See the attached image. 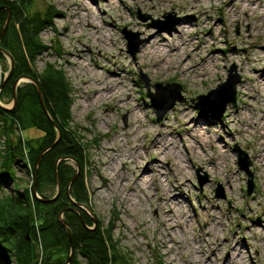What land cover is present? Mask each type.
<instances>
[{
    "label": "rangeland",
    "instance_id": "obj_1",
    "mask_svg": "<svg viewBox=\"0 0 264 264\" xmlns=\"http://www.w3.org/2000/svg\"><path fill=\"white\" fill-rule=\"evenodd\" d=\"M252 1L31 0V4L21 8L25 20L34 14L44 18L50 6L55 8L54 27H45L39 35L49 49L31 66L41 74L48 62L56 65L70 83L69 126L89 150V213L96 223L100 220L102 232L112 230L113 240L130 264H264V130L258 128L264 127V99H250L256 95L253 85L264 82V0L250 5ZM251 8L256 9L254 13ZM175 18L178 23L169 27ZM89 19L104 35L112 34L113 44L106 40L105 46H100L102 34L95 37L90 32ZM169 19L171 22L167 23ZM159 21L166 29L152 27ZM3 25L0 24V34ZM7 30L10 35L6 42L15 54L14 23ZM124 30L139 34L142 43L135 55L130 53ZM183 30L189 33L184 34ZM20 35L18 29L17 36ZM190 40L194 46L187 44ZM183 42L185 45L181 46ZM149 45L169 54V65L163 64V69L155 67V63L164 60H156L150 53L143 58L142 52ZM85 49L90 52L83 53ZM190 54L188 66L196 67L186 72L181 66ZM210 59L218 67L215 71L205 66ZM233 67L241 76L236 102L227 106L220 121L213 115L200 114L192 100L225 82ZM10 69L8 56L0 57V82H4ZM143 75L149 79L152 92L157 83L179 84L185 101L177 102L158 121ZM98 78L106 84L107 79L113 80L115 99L91 103L94 90L102 93ZM203 79L207 81L202 82ZM25 84L20 83V88ZM87 97L90 102H85ZM122 99L125 103L120 105ZM12 104V92L5 88L0 93V169L9 145L15 150L19 141L22 144L17 148L21 156L15 154L13 168L10 167L15 175H4L11 179L8 183L0 178V199L12 198L16 189H31V146L39 148L45 136L41 126L28 124L36 116L32 111L34 103H25L18 117L4 112L3 107L12 108ZM181 109L187 110L186 120L192 123L191 128L200 130L201 140L207 141L205 152L195 144L200 138L194 141L185 123L177 120ZM132 111H139L140 117L135 119ZM58 131L62 137L61 129ZM58 131L55 129L56 139ZM155 145L159 147L153 149ZM236 146L251 161L254 188L250 195L249 177L238 165ZM110 147L116 151H109ZM179 155L183 170L175 162ZM157 157L161 164L154 162ZM166 159L172 162L170 166ZM211 160L216 163L213 170ZM66 164L74 170L79 168L72 159ZM155 168L158 173H150ZM144 177L148 181L152 178L146 187L142 185ZM200 177L207 178L203 187ZM177 182L183 183L181 191L174 190ZM158 187L171 190L163 205H159ZM219 187L222 197H217ZM45 192L51 196L55 190L47 188ZM177 193L185 199L176 206L173 197ZM33 205L37 212V205ZM169 210L173 211L172 216ZM166 216L172 219L170 230L165 226ZM80 262L89 264L81 257ZM4 264L17 263L6 260Z\"/></svg>",
    "mask_w": 264,
    "mask_h": 264
},
{
    "label": "trees",
    "instance_id": "obj_2",
    "mask_svg": "<svg viewBox=\"0 0 264 264\" xmlns=\"http://www.w3.org/2000/svg\"><path fill=\"white\" fill-rule=\"evenodd\" d=\"M30 1L21 0L22 5H20L19 2L0 0V24L4 23L5 25L8 11L2 8L7 7L11 11L9 27H13L14 23L16 45L14 54L6 42L10 35L7 30L0 43L2 49L0 57L5 58V53H8L14 62V68L0 93L5 88L11 90L13 101L14 89L20 79L31 78L36 80L42 89L49 113L62 131V137L55 147L46 152L41 161L36 182L39 199L33 189L36 163L41 153L55 142L57 133L42 109L36 86L26 82H23L26 84L22 88L19 85L17 87L16 107L11 111L4 110V112L12 117H18V113L21 112L25 103H34L35 109L32 111L36 116L33 115L32 122H28V124L37 128L41 126L40 129L44 131L45 136L39 148L31 146L30 156H32L34 168V180L31 189H23L22 191L16 189L12 198L4 196L3 199H0V262L4 264L6 260H14L17 264H67L73 251L69 264H82L80 257L88 260L89 264H130L113 240L112 230L108 229L107 233L102 232L100 220L96 223L89 213V208L92 210L86 180L89 150L83 147L79 134L69 126V122L72 120L69 110L70 83L56 65L48 62L41 74L31 66V64H35L39 56L44 55L49 49L39 35L45 27H54L55 8L50 6L51 8L44 18L34 14L25 20L21 8ZM17 24L21 34L19 37L17 36ZM2 84L3 81L0 82V88ZM21 144L19 141L15 150L12 145H9L7 156L2 155L0 178L4 182L8 183L11 180L4 175L8 174L11 178L15 175L10 167L13 168L14 155L19 154L21 156L17 149L21 147ZM5 158L7 159L5 160ZM62 158L72 159L79 166L78 177L71 184L68 194V184L78 173V170L68 166L67 160H61L58 165L60 193L56 199L46 202L43 199H52L57 194L55 165ZM43 176L46 178L44 179ZM47 188L55 190V193L46 196L45 189ZM33 203L37 205V212L32 208ZM61 215L72 231V240L68 230L60 221ZM88 227H93V229ZM108 245H111L112 253L111 247Z\"/></svg>",
    "mask_w": 264,
    "mask_h": 264
},
{
    "label": "water",
    "instance_id": "obj_3",
    "mask_svg": "<svg viewBox=\"0 0 264 264\" xmlns=\"http://www.w3.org/2000/svg\"><path fill=\"white\" fill-rule=\"evenodd\" d=\"M2 9H7L8 14H7V19H6L5 25L2 29L1 34H0V42H1L2 38L4 37L8 27L10 25V22H11V11L7 7H4ZM172 16H173L172 14L169 15V18ZM140 18L142 20H146V17H144L142 15H140ZM178 21L179 20L175 18L173 23H170L168 26L169 27L175 26L178 23ZM162 24L163 23L159 21L157 23H154L152 27H155L157 29H164ZM123 34H124L126 40H128V42H129L128 47H129L130 53L132 55H135L140 48V44L142 43L138 39L139 34H135L133 32L127 31V30H124ZM0 51H2L1 48H0ZM5 55L8 56V58L11 61V69H10V72L8 73V75L6 76V78L2 84V87L6 84L8 78L12 74V71L14 68V62H13L11 56L8 53H5ZM229 72H230V74L228 76V79L225 82L219 84L217 88L209 91V93H207L205 95H200L196 99L192 100V102L195 103V106L199 110L200 114H202V115H207V114L213 115L216 120L220 121L225 115V111H226L227 106L236 102V100H237V85L241 81V76L236 72L235 67H233L231 69V71H229ZM142 78H143V81H144V83L147 87V90H148L147 96L150 98L152 107L156 110L158 121H161L164 118V116L166 115V113L168 112V110H170L172 107H174L177 102L185 101V98L181 95L182 87L179 84L169 83V84L163 85L161 83H157L154 85L156 91L152 92L149 79L144 75L142 76ZM22 82L32 83L36 86L42 109L45 112L47 118L50 120L51 124L58 131V129H59L58 125L53 120L51 114L49 113V111L45 105L42 89H41L39 83L34 79H31V78L20 79L16 83V86L14 89V100H13L12 108L3 107V109L5 111H11V110H13L14 107H16V105H17V87ZM58 132H59L58 138L55 140V142L50 147H48L46 150H44L41 153V155L39 156L37 163H36L35 183H34L33 189H34V193L36 194V196L39 199H40V197L38 196L37 191H36V182H37V177H38V173H39V168L41 165V161H42L44 155L46 154V152H48L50 149L55 147L57 145V143L60 141L61 133H60V131H58ZM235 152H237V154H238V158H239L238 165H239L240 169L242 171H244L246 173V175L249 177L248 190L247 191H248V194L250 195L253 191V188H254L253 174L250 170L251 161L249 159L248 154L245 151H243L242 149H240L238 146L235 147ZM61 160H70V159L69 158H62L56 163V165H55V178L57 181V194L52 199H49V200L43 199L46 202L56 199L60 193L61 186H60L59 175H58V165H59ZM78 174H79V168H78V173L72 178V180L68 184V188H67L68 194L70 193V186L73 183V181L78 177ZM206 180H207V178L205 180H202V178L200 177L199 183H200L201 187H203ZM221 189H222V187L218 188V190L216 192L217 197L223 196L221 193V191H222ZM60 221L65 226V228L68 230L70 239L72 240V231H71L69 225L65 222L63 215L60 216ZM72 254H73V251L71 253V256L69 257L67 264H69V262L71 261Z\"/></svg>",
    "mask_w": 264,
    "mask_h": 264
},
{
    "label": "bare ground",
    "instance_id": "obj_4",
    "mask_svg": "<svg viewBox=\"0 0 264 264\" xmlns=\"http://www.w3.org/2000/svg\"><path fill=\"white\" fill-rule=\"evenodd\" d=\"M149 1V0H148ZM111 2H109L108 4H110ZM150 3H152V0H150ZM259 3V0H253L252 1V3H250V5H253V4H258ZM245 9V8H244ZM254 10H256V9H254V8H251V11H252V13H254ZM85 12H86V9L84 10ZM87 12H89V11H87ZM89 14H90V12H89ZM77 15V14H76ZM169 22H171L170 21V19L167 21V23H169ZM187 24L189 25L190 23L189 22H187ZM87 27L88 28H90V32H92V34L95 36V37H97L98 36V34L97 33H101L102 34V37H100L101 39H99V42L101 43V47L102 46H105V44H106V40L107 41H109L110 42V44H113L111 41H112V34H108L107 36L106 35H104V33L100 30V29H98V25L97 24H95V22L94 21H92V19H89L88 20V24H87ZM164 29H166V27H164ZM80 29H78L77 30V33L80 35ZM184 31V30H183ZM189 33V31L188 30H185L184 31V34H188ZM81 36V35H80ZM183 39V38H182ZM185 42H183L182 44H181V46H184L185 44H184ZM193 40H190V41H188V45H191V46H194L193 45ZM97 46V45H96ZM180 46V47H181ZM196 50H198V49H196ZM175 51H177V50H175ZM195 51V50H194ZM85 52H90V50L89 49H85V51H83V53H85ZM143 54V58L145 57L146 58V55L147 56H149L150 54H151V56H154L155 57V59L156 60H158L159 58H161L162 60H164L161 64H157V63H155L154 64V66L155 67H161V69H163L164 68V66H163V64H165V65H169V63L171 62V57H170V55L169 54H167L164 50H162L161 48H159V47H152V46H150L149 45V47H148V49L147 50H145V51H143L142 52ZM150 53V54H149ZM149 54V55H148ZM161 54H164V55H161ZM72 57H74V56H72ZM190 58H191V54L190 55H188V57H187V59L183 62V64H182V66L181 67H183V68H185V70H186V72H189L191 69H194L196 66H188V61L190 60ZM213 63H215V61H212L211 59L208 61V62H206V67L209 69H211V70H213V71H215L218 67H216V65H214ZM213 64V65H212ZM216 64V63H215ZM213 67V68H212ZM99 69H102V68H99ZM200 71H202V73H203V71H204V69H203V67L202 68H200ZM255 72H258V70H256L255 69ZM115 76H117V77H119V76H121V75H119V74H116ZM97 82H98V84H100V85H102V87H101V91H102V93L100 92V91H97V90H94V92H93V95L94 96H90V97H93V99L91 100L92 102L91 103H95V102H97V103H99V102H103V101H105V100H108V99H110V100H113V99H115V95L112 97V93H115V92H117L115 89H112L113 88V85H112V83H113V80L112 79H107V82H109V83H105L106 81H104L102 78H98V80H96ZM205 81H207L206 79H203L202 80V82H205ZM249 81H252V78H249ZM27 83V82H26ZM87 83H89V82H87ZM253 87H254V89H255V91H256V95H252L251 97H250V99H252L253 100V102H255L256 101V99H257V97H260V98H262V99H264V82L262 83V84H259V83H256V84H254L253 85ZM85 102H90L89 101V99H88V97L87 98H85ZM120 105H122L123 103H125L124 101H123V99L121 100V101H119L118 102ZM86 107L88 106V105H85ZM255 110H253V111H251V114L254 112ZM133 112V111H132ZM133 117L135 118V119H137L138 117H140V115H139V111L138 112H133ZM183 117V118H182ZM186 117H187V110L186 109H181V110H179L178 111V114H177V116H176V118H177V120L179 119L180 121H183V123H185V126H186V130H187V132H190L191 133V135H192V137L191 138H193L194 139V141L196 140L195 138L196 137H199L200 139H199V141H196L195 142V144L196 145H198V147L197 148H199V149H201L203 152H205V147L207 146V141H203V140H201L202 139V137H201V131L200 130H198V129H196L195 127H194V129H192L191 128V122L190 121H187L186 120ZM253 119V118H252ZM252 124L253 125H257V123H255V122H252ZM248 127V129L250 128V126L248 125L247 126ZM258 128L259 129H261V130H264V127H260V125L258 126ZM166 129H168V130H170V126L169 125H167L166 126ZM251 129V128H250ZM207 132V131H206ZM260 133H263V132H260ZM159 147V145H155V146H153V149H157ZM109 151H112V152H115L116 150H115V148H113V147H110L109 149H108ZM196 150V149H195ZM155 150H153V152H154ZM167 151H168V149H167ZM169 154L168 155H173L172 154V152H168ZM164 157H166V156H164V154H163V158ZM263 159H264V157H262ZM155 161V163H157V164H161L162 162L161 161H159L160 159L157 157V158H155L154 159ZM133 161V160H132ZM166 161H167V164L170 166L171 165V161L169 160V159H166ZM175 162H176V164L178 165V168L179 169H181V170H183V159H182V157H180V155L178 156V158L177 159H175ZM211 163V165H212V170L214 169V166L216 165V163H214L212 160L210 161ZM261 163H262V161H261ZM150 171V173H158L157 171V168H155V169H153V170H149ZM223 170H221V168H220V170H219V173H221ZM185 172V171H184ZM117 176V174H113V177H116ZM156 176V175H155ZM232 182H234L233 180H232ZM149 183H152V178H150V180L148 181V179H145V177L142 179V185L143 186H147ZM104 187H105V185H103ZM103 186L102 187H100V189H102L103 188ZM183 187V183H178L177 182V186L176 185H174V190L175 191H181V188ZM157 193H158V201L160 202L159 203V205H163L164 203H165V201H167L166 199V196L169 194V192H171V190L169 191V190H167L166 188L165 189H163L162 187H158L157 189ZM130 191H133V190H130ZM147 199H149L148 197H147ZM180 199H185L184 198V196L180 193V194H175L174 195V197H173V200H174V202L176 203L175 205L177 206L178 204H180ZM168 214H170L169 216H172L171 214H173V211L172 210H169L168 211ZM169 216H166L167 217V220H166V223H165V226L167 227V228H169V230H170V226H171V221H172V219L171 218H168ZM168 230V229H167ZM169 236V235H168ZM197 253L199 254L200 252L199 251H197ZM240 261V260H239Z\"/></svg>",
    "mask_w": 264,
    "mask_h": 264
},
{
    "label": "flooded vegetation",
    "instance_id": "obj_5",
    "mask_svg": "<svg viewBox=\"0 0 264 264\" xmlns=\"http://www.w3.org/2000/svg\"><path fill=\"white\" fill-rule=\"evenodd\" d=\"M94 218V217H93ZM95 219V218H94Z\"/></svg>",
    "mask_w": 264,
    "mask_h": 264
}]
</instances>
